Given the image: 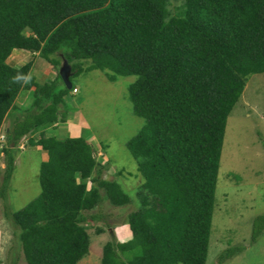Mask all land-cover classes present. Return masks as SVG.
<instances>
[{
	"label": "trees",
	"instance_id": "obj_1",
	"mask_svg": "<svg viewBox=\"0 0 264 264\" xmlns=\"http://www.w3.org/2000/svg\"><path fill=\"white\" fill-rule=\"evenodd\" d=\"M166 2L0 0V123L18 111L5 131L0 195L18 141L64 116L58 106L65 105L68 89L58 71L39 84L32 78L27 84L14 82L17 73H28L31 61L8 63L13 47L38 51L52 67L64 58L71 74L99 68L107 69L111 80L135 75L127 95L132 112L144 122L125 145L147 195L126 215L130 236L104 242L98 264H208L225 118L244 77L264 71V0H182L172 14ZM83 59H88L84 66ZM31 85L30 105L15 107L18 90ZM28 141L47 155L38 165L39 191L4 215L18 229L26 264H75L87 251L83 224L98 216L88 210L101 195L115 205L130 196L116 180L101 176L102 164L83 136L40 132ZM263 226L264 213L255 215L250 241ZM241 249L228 245L217 254L218 262Z\"/></svg>",
	"mask_w": 264,
	"mask_h": 264
},
{
	"label": "rangeland",
	"instance_id": "obj_2",
	"mask_svg": "<svg viewBox=\"0 0 264 264\" xmlns=\"http://www.w3.org/2000/svg\"><path fill=\"white\" fill-rule=\"evenodd\" d=\"M181 3L182 0H167L166 8L172 14ZM13 57L14 65L30 60L29 73L36 80L40 81L41 77L37 78L41 76L40 71L47 75V71L43 70L46 59L37 52L29 50L22 54L14 53ZM87 63L88 59L82 60L83 66ZM59 64L50 67L56 72ZM107 71L83 68L71 74L72 87L63 95L65 105L58 106L59 110H64V116L54 125L48 124L49 127L44 130V134L52 133L58 138L79 132L87 135L94 157L102 164L101 176L116 180L130 196L129 202L115 205L101 195V200L88 210L98 216L83 224L88 237L87 251L75 264H98L104 242L111 238H128L130 231L126 215L139 205L142 195H147L140 186L142 177L135 160L125 145V141L144 122L143 117L132 112L127 95V85L135 75L118 74L111 80L107 77ZM73 87L77 91H72ZM28 94L22 101L29 100ZM12 113L18 112L13 110ZM10 115L5 116L0 123V184L5 164V131L12 118ZM78 127H84V132L79 131ZM38 133L34 130L33 134L23 135L18 141L13 171L5 184L4 194L0 195V264H26L17 237L18 229L4 215V210L19 208L39 191L37 172L40 152L38 146L34 147L28 141L29 136L37 137ZM85 181L88 187L91 182L88 179ZM261 213H264V71L249 73L244 77L241 93L225 118L206 262L264 264V226L254 240L250 241L249 238L251 220ZM121 234L126 235L121 237ZM233 244H240L242 249L219 263V251Z\"/></svg>",
	"mask_w": 264,
	"mask_h": 264
},
{
	"label": "crops",
	"instance_id": "obj_3",
	"mask_svg": "<svg viewBox=\"0 0 264 264\" xmlns=\"http://www.w3.org/2000/svg\"><path fill=\"white\" fill-rule=\"evenodd\" d=\"M24 51H29V49H25V48H20V47H13L12 49H11V51H10V53L8 54V56L6 57V61L8 62V63H10V64H12V65H14L15 64V62H14V60H15V57H13V55H14V53L17 55V54H22V52H24ZM31 52H37L38 53V51H32V50H30ZM12 56V57H11ZM32 63V62H31ZM47 64H49V65H47ZM50 63L49 62H47V60L45 61V64L43 65V70H46L47 71V75H46V73L44 74L42 71H40V73H41V76H38L37 78H40V81L39 80H36V77L34 76V75H32V74H30L29 73V71H28V73L31 75V78L36 82V83H42L45 79H51V78H53L54 76H55V74H56V72L50 67ZM30 66H31V64H30ZM29 69H30V67H29ZM27 73V74H28ZM46 76V77H45ZM44 77V78H43ZM42 79V80H41ZM33 90H34V85H31V86H29V87H21L19 90H18V92H17V94H16V96H15V98H14V100H13V105L15 106V107H17V108H19V109H24V108H26V105L28 106L29 105V103L31 102V100H32V94H33ZM75 91H77V88H76V90ZM29 93V94H28ZM27 94H28V96H29V100H27L26 101V99H23L24 101H22V98H25L26 96H27ZM18 112V111H17ZM15 114H18V113H15ZM11 115L13 116L14 114L13 113H11ZM6 116V115H5ZM5 116L3 117V119H2V121L4 120V118H5ZM80 119L82 120V116L80 117ZM2 121H1V124H2ZM56 123V121L55 122H53V123H51V125L50 126H52V125H54ZM47 127H49L48 126V124L47 125H43V126H38L37 128H35L34 130L36 131H39V133L40 132H43L44 133V130L47 128ZM78 128H80V130L79 131H83V128L84 127H78ZM33 130V131H34ZM33 131H31L29 134H33ZM84 132V131H83ZM39 133H38V135H39ZM46 135H54V134H52V133H45ZM37 135V136H38ZM72 135H81V136H83L88 142H90L89 140H88V137H87V135H85V134H81L80 132L79 133H76V134H72ZM55 137H57L56 135H54ZM33 138H36V137H33ZM58 138V137H57ZM34 147L36 146H38L37 148H38V150H39V152H40V161L41 160H43V159H45L46 158V152L43 150V149H41L40 148V146L39 145H37V144H35V145H33ZM130 231V230H129ZM123 235H126V234H121V237L123 236ZM124 237H126V236H124Z\"/></svg>",
	"mask_w": 264,
	"mask_h": 264
},
{
	"label": "water",
	"instance_id": "obj_4",
	"mask_svg": "<svg viewBox=\"0 0 264 264\" xmlns=\"http://www.w3.org/2000/svg\"><path fill=\"white\" fill-rule=\"evenodd\" d=\"M57 71L63 83L67 88H69L71 86V82L68 77L71 75V69L69 63L64 58H62Z\"/></svg>",
	"mask_w": 264,
	"mask_h": 264
},
{
	"label": "clouds",
	"instance_id": "obj_5",
	"mask_svg": "<svg viewBox=\"0 0 264 264\" xmlns=\"http://www.w3.org/2000/svg\"><path fill=\"white\" fill-rule=\"evenodd\" d=\"M30 80H31V75L30 74L17 73L13 77V81L16 82V83L27 84V83L30 82Z\"/></svg>",
	"mask_w": 264,
	"mask_h": 264
},
{
	"label": "built area",
	"instance_id": "obj_6",
	"mask_svg": "<svg viewBox=\"0 0 264 264\" xmlns=\"http://www.w3.org/2000/svg\"><path fill=\"white\" fill-rule=\"evenodd\" d=\"M75 90H76V88H75V87H73V88H72V91H75Z\"/></svg>",
	"mask_w": 264,
	"mask_h": 264
}]
</instances>
